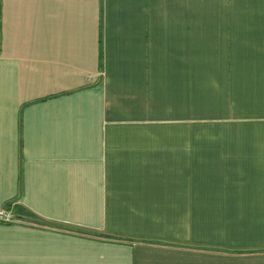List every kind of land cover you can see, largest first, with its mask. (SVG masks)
I'll list each match as a JSON object with an SVG mask.
<instances>
[{
    "label": "crops",
    "instance_id": "0c3cea01",
    "mask_svg": "<svg viewBox=\"0 0 264 264\" xmlns=\"http://www.w3.org/2000/svg\"><path fill=\"white\" fill-rule=\"evenodd\" d=\"M0 264H264V0H0Z\"/></svg>",
    "mask_w": 264,
    "mask_h": 264
},
{
    "label": "built area",
    "instance_id": "2783aa9c",
    "mask_svg": "<svg viewBox=\"0 0 264 264\" xmlns=\"http://www.w3.org/2000/svg\"><path fill=\"white\" fill-rule=\"evenodd\" d=\"M14 219L15 216L12 213L7 211H0V220L9 222V221H13Z\"/></svg>",
    "mask_w": 264,
    "mask_h": 264
}]
</instances>
